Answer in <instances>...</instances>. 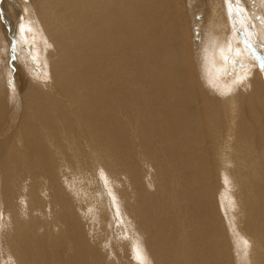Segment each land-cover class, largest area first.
I'll return each instance as SVG.
<instances>
[{
	"label": "bare ground",
	"instance_id": "1",
	"mask_svg": "<svg viewBox=\"0 0 264 264\" xmlns=\"http://www.w3.org/2000/svg\"><path fill=\"white\" fill-rule=\"evenodd\" d=\"M27 1L0 0L29 58L0 68V264H264V0Z\"/></svg>",
	"mask_w": 264,
	"mask_h": 264
},
{
	"label": "rangeland",
	"instance_id": "2",
	"mask_svg": "<svg viewBox=\"0 0 264 264\" xmlns=\"http://www.w3.org/2000/svg\"><path fill=\"white\" fill-rule=\"evenodd\" d=\"M17 1V0H16ZM21 1H24V0H21ZM31 1V2H30ZM215 0H213V2H214ZM28 2V4L30 5V8H29V13H30V16L32 17L31 19H36L35 18V15H34V11H33V7H32V0H28L27 1ZM24 3V2H23ZM22 3V4H23ZM1 6V8L2 9H4L5 10V8H4V5L2 4V5H0ZM15 10V9H14ZM22 11V9L20 10V12L19 13H16L17 15H15V17L16 18H18V19H22L23 18V13L21 12ZM31 13H33V14H31ZM206 13V12H205ZM204 13V15H205V17L203 18V26H204V29L205 30H207L206 29V27H208V25H209V22H210V20L212 19V16H211V11H210V7H209V10H208V12H207V14H205ZM21 15V16H20ZM14 17V18H15ZM34 17V18H33ZM208 18V19H206V23H205V18ZM0 19H2V17L0 16ZM204 23L205 24H207L208 23V25H206V27H205V25H204ZM37 26H39V24H36ZM0 26H1V24H0ZM38 29L40 28V26L39 27H37ZM40 30V29H39ZM213 33H212V32ZM229 32H230V30L228 29V34H229ZM210 33L212 34V35H214V31L213 30H210ZM211 35V36H212ZM43 36V35H42ZM214 36H212V37H210V38H213ZM253 43L252 44H249V45H247L248 46V48L247 49H250L252 52H254V54H256V56H257V58L256 59H258V61H254V59H251V60H249L248 61V63L250 64V65H253L256 69L258 68H262L263 70H264V58L262 57L261 58V55H259L258 54V52H255V50H254V48H257V43H255V41L253 40V39H250ZM250 41V42H251ZM5 44H1L0 45V68H2V74L1 75H8V72L11 70V67H12V65L13 64H15V63H17V65H18V74L20 75V77L21 78H23V80L24 81H26L25 79H27V76H28V73H29V71H28V67H27V63H26V60L28 61L29 60V58H28V53H26L27 51H25L24 49V47H22V49L21 50H18V51H14V52H9V51H6L7 50V47H8V45H7V42L5 41L4 42ZM2 45H4V49L2 48ZM240 45V44H239ZM5 48H6V50H5ZM26 48H27V45H26ZM42 52H44V51H42ZM19 54H21V55H18ZM13 55V56H12ZM26 55V56H25ZM260 57H259V56ZM17 57V59H16V57ZM22 56V57H21ZM43 56H44V54H43ZM42 56V57H43ZM19 57H21V58H19ZM13 58V59H12ZM14 58H15V60H14ZM23 59V60H22ZM260 59V60H259ZM10 60H11V62H10ZM20 60V61H19ZM22 62H24V64L22 63ZM251 62V63H250ZM10 63V64H9ZM12 63V64H11ZM259 63H260V66H259ZM263 64V65H262ZM9 65V66H8ZM24 65V66H23ZM257 65V66H256ZM39 69H41L42 70V68H39ZM41 70H39V71H41ZM40 73V75L38 76V79L40 80V82L42 83V81H43V83H45L46 81H47V79H46V77L45 76H43V73L42 72H39ZM4 75V76H5ZM42 76H43V78H42ZM41 79H40V78ZM7 81V80H6ZM45 81V82H44ZM49 81V80H48ZM18 95V92H16L15 93V95ZM14 99L17 101H15L16 103H19L18 101H19V96L18 97H15L14 96ZM122 242H125V239H122Z\"/></svg>",
	"mask_w": 264,
	"mask_h": 264
}]
</instances>
